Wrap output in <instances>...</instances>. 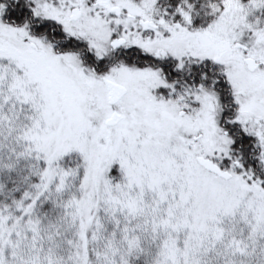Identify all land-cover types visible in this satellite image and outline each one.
Returning <instances> with one entry per match:
<instances>
[{"label":"snow or ice","instance_id":"1","mask_svg":"<svg viewBox=\"0 0 264 264\" xmlns=\"http://www.w3.org/2000/svg\"><path fill=\"white\" fill-rule=\"evenodd\" d=\"M0 264H264V0H0Z\"/></svg>","mask_w":264,"mask_h":264}]
</instances>
